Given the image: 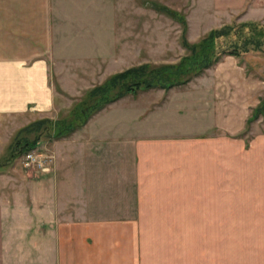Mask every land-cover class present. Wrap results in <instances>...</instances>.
I'll return each instance as SVG.
<instances>
[{
    "label": "crops",
    "instance_id": "0c3cea01",
    "mask_svg": "<svg viewBox=\"0 0 264 264\" xmlns=\"http://www.w3.org/2000/svg\"><path fill=\"white\" fill-rule=\"evenodd\" d=\"M154 1L110 0L111 24L120 2ZM175 1L188 32L192 16L201 35L230 11L264 18V0ZM89 3L0 0V142L11 118L52 115L57 63L102 59L99 9ZM258 63L226 56L185 85L123 97L55 139L56 164L31 182L30 201H0V264H264V132L239 135L264 98ZM115 110H127L126 121L112 120Z\"/></svg>",
    "mask_w": 264,
    "mask_h": 264
},
{
    "label": "rangeland",
    "instance_id": "374dc122",
    "mask_svg": "<svg viewBox=\"0 0 264 264\" xmlns=\"http://www.w3.org/2000/svg\"><path fill=\"white\" fill-rule=\"evenodd\" d=\"M89 2L92 9L93 6H97L99 9L94 11L97 16L94 19L95 24L92 28L100 29L99 32L97 31L98 35L95 41V45H98V48H94V51L101 50L103 57L98 61H89L80 65L71 64L67 67H60L57 65L58 63H55L52 76L57 89V106L53 110L52 115L49 116L51 118H60L67 115L72 106L83 97L87 90L96 84L102 83L112 73L145 62L152 64L176 62L185 54V49L181 43L182 25L169 14L159 9L161 5L175 8L174 6L178 4L175 0L154 1L149 4V7L146 6L147 4L138 2L137 4L134 3L135 7L137 5L136 9L132 8L131 4L127 2H120L118 4L116 24H111L110 16L113 14V8L110 5V0H89ZM141 5L147 8L144 10ZM180 12L186 15L184 9ZM221 18L218 21L222 25L254 20L246 19L241 11H230L222 15ZM256 21L264 23V18ZM195 22L196 20L191 16L192 31L187 32L189 40H198L203 36L197 32ZM213 23L210 22L208 25H213ZM205 30L203 26L201 31L204 32ZM91 41L93 40H89V42ZM93 46L94 44L89 46L88 42L83 43L85 51H88ZM110 46L114 51L112 50L111 52L109 50ZM110 53L112 54L111 59L110 55H108ZM239 59L258 61L260 73L262 74L261 79L263 78L264 80V53L251 52ZM246 69L248 74H254V67L248 66ZM61 84L65 86L66 90L62 88ZM155 91L156 93L153 96H160L161 93L159 92H161V89H156ZM143 92L145 91H141L136 95H127L125 96L126 100L139 102L144 94ZM126 111L115 110L114 112L116 113L113 114L111 119L115 121L120 118V120L126 121ZM132 112L136 113L134 110ZM130 117L132 118L130 115L127 116V118ZM109 118L110 114H107L105 119L109 120ZM18 119L11 118L9 120L4 127L3 140L0 142V161L5 164L0 167V201L13 202L19 196L22 201L26 200L29 202L31 182L45 180L47 175L44 174L51 172L56 164V155L51 145L54 140L46 137H43L34 149L52 155L54 163L51 171L44 172L31 166H26L22 161L23 154L20 157L14 156L10 161L6 160L9 155L8 146L12 141L11 138L16 132V128L20 125L23 126L25 123V120ZM260 132H264V114L259 118V121L255 120L252 123H247L245 129L239 135L251 137L252 133ZM41 201L43 202L44 200Z\"/></svg>",
    "mask_w": 264,
    "mask_h": 264
},
{
    "label": "trees",
    "instance_id": "16d2710c",
    "mask_svg": "<svg viewBox=\"0 0 264 264\" xmlns=\"http://www.w3.org/2000/svg\"><path fill=\"white\" fill-rule=\"evenodd\" d=\"M161 11L169 14L182 25L181 43L185 54L178 61L152 64L140 63L110 74L91 87L76 102L68 114L60 118L41 117L19 128L9 144L10 161L34 149L46 137L59 139L83 126L97 112L127 96L151 89L169 90L185 85L207 69L218 64L226 56L241 58L251 52L264 53V23L256 20L225 23L214 27L196 41L187 37L186 15L176 9L161 5ZM264 114V98L249 116L247 123ZM0 161V167L4 166Z\"/></svg>",
    "mask_w": 264,
    "mask_h": 264
},
{
    "label": "built area",
    "instance_id": "2783aa9c",
    "mask_svg": "<svg viewBox=\"0 0 264 264\" xmlns=\"http://www.w3.org/2000/svg\"><path fill=\"white\" fill-rule=\"evenodd\" d=\"M22 157V161L26 166H31L44 172L51 171L54 163L52 155L43 153L38 149H31L24 153Z\"/></svg>",
    "mask_w": 264,
    "mask_h": 264
}]
</instances>
